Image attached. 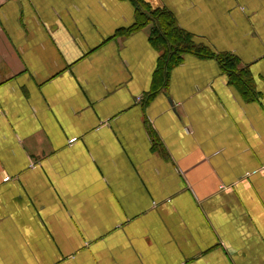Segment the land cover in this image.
<instances>
[{
  "label": "crops",
  "instance_id": "crops-1",
  "mask_svg": "<svg viewBox=\"0 0 264 264\" xmlns=\"http://www.w3.org/2000/svg\"><path fill=\"white\" fill-rule=\"evenodd\" d=\"M0 264H264V0H0Z\"/></svg>",
  "mask_w": 264,
  "mask_h": 264
},
{
  "label": "trees",
  "instance_id": "trees-1",
  "mask_svg": "<svg viewBox=\"0 0 264 264\" xmlns=\"http://www.w3.org/2000/svg\"><path fill=\"white\" fill-rule=\"evenodd\" d=\"M136 23L124 32H131L152 24L150 41L160 52L154 76V89H162L168 85L172 70L179 65L186 54H195L203 58L215 57V53L205 44L198 42L193 35L182 30L174 15L165 8L155 10L138 9ZM226 70L229 83L234 85L249 99L254 94L252 80L246 70L239 68L238 60L228 56H219ZM249 96V97H248Z\"/></svg>",
  "mask_w": 264,
  "mask_h": 264
},
{
  "label": "built area",
  "instance_id": "built-area-1",
  "mask_svg": "<svg viewBox=\"0 0 264 264\" xmlns=\"http://www.w3.org/2000/svg\"><path fill=\"white\" fill-rule=\"evenodd\" d=\"M33 167H35V166H33Z\"/></svg>",
  "mask_w": 264,
  "mask_h": 264
}]
</instances>
